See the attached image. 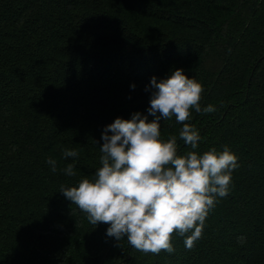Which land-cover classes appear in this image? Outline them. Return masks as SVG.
<instances>
[{"label":"trees","instance_id":"trees-1","mask_svg":"<svg viewBox=\"0 0 264 264\" xmlns=\"http://www.w3.org/2000/svg\"><path fill=\"white\" fill-rule=\"evenodd\" d=\"M177 68L216 109L192 110L195 151L227 146L238 167L191 250L173 234L172 253L144 254L59 191L95 178L116 118L155 119L145 89ZM159 122L193 151L175 117ZM158 262L264 264V0H0V264Z\"/></svg>","mask_w":264,"mask_h":264},{"label":"clouds","instance_id":"clouds-1","mask_svg":"<svg viewBox=\"0 0 264 264\" xmlns=\"http://www.w3.org/2000/svg\"><path fill=\"white\" fill-rule=\"evenodd\" d=\"M149 89L147 112L155 119L149 122L139 112L131 119L116 118L102 133L101 167L95 178H84L70 188L62 185L59 192L86 214L91 225H108L107 236L118 243L126 238L144 254L172 253V236L177 234L191 250L217 197L228 194L237 157L227 146L220 152L215 148L203 154L195 151L200 135L187 122L192 110L212 113L216 109L211 104L201 108L204 88L183 69L159 81L153 76L145 91ZM172 117L183 125L179 139L193 149L185 155H178L176 135L166 141L160 138V119ZM63 156L77 157L78 152L65 149ZM46 163L51 171L57 170L55 159L48 158ZM63 171L76 175L73 164Z\"/></svg>","mask_w":264,"mask_h":264},{"label":"rangeland","instance_id":"rangeland-1","mask_svg":"<svg viewBox=\"0 0 264 264\" xmlns=\"http://www.w3.org/2000/svg\"><path fill=\"white\" fill-rule=\"evenodd\" d=\"M207 225H208V224L204 223V226H203V227H206ZM236 233H237V232H236ZM215 238H218V239L222 238V234L219 233V234L217 235V237H215ZM163 263H164V262H163ZM163 263L158 262V264H163Z\"/></svg>","mask_w":264,"mask_h":264}]
</instances>
